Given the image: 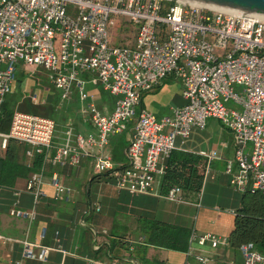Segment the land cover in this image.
<instances>
[{
    "label": "built area",
    "instance_id": "1",
    "mask_svg": "<svg viewBox=\"0 0 264 264\" xmlns=\"http://www.w3.org/2000/svg\"><path fill=\"white\" fill-rule=\"evenodd\" d=\"M116 19L138 26L132 44H112ZM58 34L62 37L59 54L54 46ZM19 63L50 73L64 98L77 91L84 102L83 113L94 127L87 137L78 136L76 145L69 131L51 160L54 166L79 165L82 157L92 156L87 147L103 151L112 135L124 133L133 123L126 149L128 165L117 168L102 153L93 156L95 172L111 173L119 192L161 198L167 174V167L160 166L162 159L178 150V140L185 144L194 130L204 131L210 120H216L234 135V159L227 161L225 169L231 188L264 198V23L177 0H0V114L16 82ZM84 73L92 77L84 79ZM169 78L182 84L186 104L163 118L147 110L137 113L144 95ZM88 83L115 99L112 113L97 108L87 92ZM56 130L51 118L15 111L9 133H0L2 148L9 141L26 144L46 161ZM199 155L209 163L220 160L215 150ZM44 176L42 171L28 181L33 209L22 210L17 201L10 212L28 221L26 237L18 240L0 234V241L22 246L21 257L13 264L47 262L50 252L60 251L29 236L44 196ZM51 185L56 199L71 197L72 190L58 174L52 176ZM164 197L184 202L179 186ZM95 211H101L100 205ZM45 236L43 230L40 239ZM125 242L131 251L137 244ZM226 242L212 233L193 232L187 256L207 264V257L195 255V246L217 249ZM240 252L244 264H264V254L253 243L243 244ZM110 264L121 263L115 258Z\"/></svg>",
    "mask_w": 264,
    "mask_h": 264
},
{
    "label": "crops",
    "instance_id": "2",
    "mask_svg": "<svg viewBox=\"0 0 264 264\" xmlns=\"http://www.w3.org/2000/svg\"><path fill=\"white\" fill-rule=\"evenodd\" d=\"M35 69L39 68L19 63L16 81L20 79L19 75L25 77L27 75L25 72H32ZM82 76L84 79L92 77L89 73H84ZM48 78L52 83L50 76ZM13 86L16 92V84ZM53 88L59 94L54 86ZM86 89L101 112L112 113L115 107L113 97L89 83ZM18 92H16L17 96L9 95V98L18 100ZM166 93L171 94L168 104L162 100V96ZM182 93V84L170 78L156 90L144 95L137 113L147 110L158 118L170 116L174 108L186 104ZM47 94V100L43 101L46 104L54 97V94ZM30 101L34 104L31 99ZM83 106L84 102L80 94L74 91L71 100L60 102L57 109L53 108V120L57 124L56 136L53 147L47 153V160L45 161L43 157L40 170L36 169V160L41 155H37L33 147L9 141L7 147L2 148L0 139V234L18 240L26 237L29 230L28 221L14 218L10 212L15 208L17 201L20 203L18 206L20 209L25 211L33 209L34 196L27 192V184L34 175L44 171L42 187L44 196L40 198L36 207L37 219L30 228L29 236L31 240H38L43 246L60 250L50 252L47 262L26 260L24 264H110L115 258L119 259L121 264H200L195 256L194 258L187 256L193 232L212 233L227 241L217 249L210 245L195 246V255L207 257L209 259L207 264H244L240 252L243 243L235 237L236 219L244 204L237 196L239 192L231 190L230 177L225 173L231 152L218 151L220 160L209 163L199 153L214 150L204 148L202 140L196 134L198 131L194 130L185 144L178 140V150L175 152L195 157L198 163L196 167L203 171V181L200 191H191L180 186L184 202L175 203L177 205L173 209L167 208L165 202L170 200L164 197L166 194L163 193L164 196L159 198L119 192L116 189V179L111 173L95 172L93 156L102 153L109 156L117 168L128 165L126 149L130 143L133 123L129 125L127 131L115 135L116 137L109 141V145L103 151L87 147L86 151L92 156L82 157L79 165L63 167L52 164L51 160L56 155L57 149L67 141L69 131L72 132L70 140L73 145H76L78 136L87 137L94 132L89 118L83 113ZM10 127L11 124L8 129L0 133H9ZM18 161L23 165L22 170ZM170 162L171 157L164 158L160 166L167 167L168 171ZM5 163H8L6 167ZM54 174H58L63 185L72 190L69 199L64 196L56 199V189L51 185ZM209 179L214 183L207 185ZM94 184L103 185L109 190L103 191L102 196L97 198L91 190ZM174 186L179 185L168 187V190ZM189 186L193 185L190 183ZM16 193H20L18 198ZM96 205H100L101 211H95ZM156 221L189 230L187 251L149 245L147 241L153 231L152 223ZM43 230L46 231V236L41 240ZM141 238L144 239L143 242H137ZM125 240L136 241L133 251L129 249ZM256 248L258 249L257 246ZM21 252L22 246L19 242L0 241V264H13L20 259Z\"/></svg>",
    "mask_w": 264,
    "mask_h": 264
},
{
    "label": "trees",
    "instance_id": "3",
    "mask_svg": "<svg viewBox=\"0 0 264 264\" xmlns=\"http://www.w3.org/2000/svg\"><path fill=\"white\" fill-rule=\"evenodd\" d=\"M16 108L31 114L53 118V110L51 112L50 107L43 108V106L33 104L30 100L7 98L0 114V131L9 128ZM43 157L42 155L38 156L36 169L40 170L42 167ZM170 157V166L162 182V193L167 194L168 187L173 185H179L191 191H200L203 171L196 167L198 163L195 157L178 152H174ZM5 165L7 166L8 163H5ZM190 183L193 186L190 187ZM242 196V204L244 205L239 210L240 214L236 219L235 237L243 244L254 243L260 252L264 254V198L261 195L250 193L242 194ZM247 197H250V200L245 204ZM152 230V234L147 241L149 245L175 251H187L190 238L189 230L159 221L152 223Z\"/></svg>",
    "mask_w": 264,
    "mask_h": 264
},
{
    "label": "rangeland",
    "instance_id": "4",
    "mask_svg": "<svg viewBox=\"0 0 264 264\" xmlns=\"http://www.w3.org/2000/svg\"><path fill=\"white\" fill-rule=\"evenodd\" d=\"M136 27L138 28V26H134L130 23H123L120 19H116V24L115 26L112 28V44L114 46H124V45H130L132 44L134 41H132L135 38L136 34ZM119 31L120 34H119ZM134 37V38H133ZM62 37L60 34H58L56 36L55 42H54V46H55V51L57 54H59L61 46H62ZM27 75H25V77L19 75L18 81H16L13 85L16 84L17 86V90L16 92H18V99L20 98V100H32V97L36 96V101H33L34 104L36 105H40L44 107H50V111L52 112V110H54L53 108L57 109V105L60 102H66L71 100L70 96L69 98H64L63 95L59 92V94L56 93V91L54 90L53 86L55 87L53 80L51 78V74L48 73L47 71H45L42 68L39 69H35L31 71H27L25 72ZM30 73H34V74H30ZM51 78V82L48 80L49 77ZM36 77V78H35ZM170 79V78H169ZM20 80V81H19ZM168 80V79H167ZM19 86V87H18ZM56 89V87H55ZM57 90V89H56ZM14 90V86L12 87V90L10 92L9 95H16L17 93ZM47 93L50 94H54V97H52V101L48 102L47 104L43 101L47 100L46 95H48ZM9 95L7 96V98H9ZM51 97V96H49ZM171 99V94L170 93H166L165 95L162 96V100L165 103H169ZM57 101V102H55ZM55 102V103H53ZM55 105V106H54ZM15 111H21L19 109L16 108ZM14 111V112H15ZM24 112V111H22ZM29 113V112H26ZM41 116V115H39ZM42 117H46V116H42ZM48 118V117H46ZM54 119V118H51ZM198 131L196 134L198 135V138L200 140H202L203 142V146L204 148H206L207 150H217L220 153H224L226 151V153H230L231 152V157L230 160L234 159V153H235V140H234V135L232 134V132H230L229 130H227L226 128H224L222 126V124L216 120H210L208 123V127L206 130L204 131ZM116 134L112 135L110 137V140L115 136ZM109 140V141H110ZM18 165L20 167V170H22L23 165L19 164L18 161ZM226 165V164H225ZM226 169V166H225ZM207 183V181H206ZM214 183L213 180L209 179L207 185H210ZM104 185V183H103ZM103 185H97L94 184L92 186V194L97 197L100 198L102 196L103 191H107L109 190L108 187H104ZM206 186V185H205ZM180 187V186H179ZM233 190V189H231ZM235 191V190H233ZM238 193V192H237ZM242 194L239 193L237 194V196L240 198L241 202L243 199V196H241ZM245 204H247L250 200V197H247L245 199ZM240 202V201H239ZM176 202H170V201H166L165 202V207L167 208H175ZM225 207V206H224ZM21 220H25V219H21Z\"/></svg>",
    "mask_w": 264,
    "mask_h": 264
},
{
    "label": "water",
    "instance_id": "5",
    "mask_svg": "<svg viewBox=\"0 0 264 264\" xmlns=\"http://www.w3.org/2000/svg\"><path fill=\"white\" fill-rule=\"evenodd\" d=\"M191 3L194 7L208 8L211 11L240 16L241 19L264 23V0H177Z\"/></svg>",
    "mask_w": 264,
    "mask_h": 264
}]
</instances>
